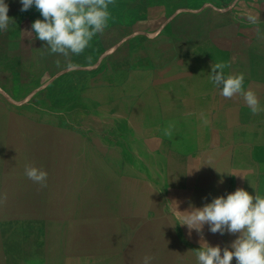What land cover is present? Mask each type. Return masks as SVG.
Returning <instances> with one entry per match:
<instances>
[{"label": "rangeland", "instance_id": "rangeland-1", "mask_svg": "<svg viewBox=\"0 0 264 264\" xmlns=\"http://www.w3.org/2000/svg\"><path fill=\"white\" fill-rule=\"evenodd\" d=\"M118 1L108 8L112 20ZM5 3L13 20L0 31V238L11 264H144L145 256L150 264H198L204 242L230 248L239 234L205 225L202 236L189 235L179 225L180 212L214 198L189 186L218 183L211 174H185L186 158L165 150L167 127L137 119L160 97L106 79L116 63L133 67V21L122 33L107 25L84 53L65 58L28 33L43 19L35 6L22 12L20 0ZM203 19L208 39V11ZM195 35L189 27V39ZM105 48L114 61L107 68L99 63ZM171 131L172 147H195ZM27 165L47 172L46 186L27 178Z\"/></svg>", "mask_w": 264, "mask_h": 264}, {"label": "crops", "instance_id": "crops-1", "mask_svg": "<svg viewBox=\"0 0 264 264\" xmlns=\"http://www.w3.org/2000/svg\"><path fill=\"white\" fill-rule=\"evenodd\" d=\"M125 5L122 0L116 3L119 20L109 17L107 25L122 33L126 21H133V67L116 63L106 79L130 81L133 88L160 97L137 119L149 126L171 125L177 136L195 146L185 151L172 147L171 136L167 138L165 150L186 158L185 174L217 178L212 187L195 184L190 189L218 197L243 188L264 196V110L253 114L240 95L224 98L210 79L212 65L229 64L225 75L242 73L244 89L254 91L264 109V0H131ZM206 11L212 17L207 30L213 35L208 39L203 35ZM250 15L258 18L256 24ZM189 27L194 38L188 37ZM114 48L116 53L118 46ZM109 52L105 48L99 61L106 68L114 62ZM187 152L195 153V161ZM6 229L12 233L11 225ZM4 231L0 223V234ZM3 240L0 264H11Z\"/></svg>", "mask_w": 264, "mask_h": 264}, {"label": "clouds", "instance_id": "clouds-1", "mask_svg": "<svg viewBox=\"0 0 264 264\" xmlns=\"http://www.w3.org/2000/svg\"><path fill=\"white\" fill-rule=\"evenodd\" d=\"M113 0H20L21 11H28L35 6L43 19H36L31 25L35 38L44 42L50 54H59L65 58L79 56L90 46L97 34H102L109 21V5ZM9 6L0 0V31H6L12 18L8 16ZM252 24L258 22L256 16H249ZM227 63L211 66L210 79L221 87L224 98L236 95L243 97L253 114L261 109L259 99L251 89H244V75H225ZM172 126L164 130L172 135ZM25 175L34 183L46 186L47 172L35 166L27 165ZM223 181L221 180V183ZM177 211V209H176ZM179 225L187 226L189 235L195 230L201 236L205 225L213 234L225 232L236 235L230 248L221 249L207 242L196 250L198 264H264V196L252 195L243 188H237L226 196L214 197L211 203L203 207L190 205L180 212ZM151 257H144V264H150Z\"/></svg>", "mask_w": 264, "mask_h": 264}, {"label": "bare ground", "instance_id": "bare-ground-1", "mask_svg": "<svg viewBox=\"0 0 264 264\" xmlns=\"http://www.w3.org/2000/svg\"><path fill=\"white\" fill-rule=\"evenodd\" d=\"M88 189V188H87ZM93 209V208H92ZM114 224V223H113ZM111 231V230H110ZM44 237V236H43ZM71 239V238H70ZM64 241V240H63ZM69 241V240H68ZM115 241V240H114ZM58 249V248H57ZM71 254V253H70Z\"/></svg>", "mask_w": 264, "mask_h": 264}]
</instances>
